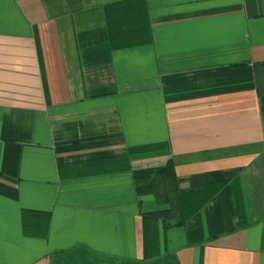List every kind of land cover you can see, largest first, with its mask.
Segmentation results:
<instances>
[{"label": "crops", "instance_id": "0c3cea01", "mask_svg": "<svg viewBox=\"0 0 264 264\" xmlns=\"http://www.w3.org/2000/svg\"><path fill=\"white\" fill-rule=\"evenodd\" d=\"M169 159L222 187L149 249ZM0 264H264V0H0Z\"/></svg>", "mask_w": 264, "mask_h": 264}, {"label": "trees", "instance_id": "16d2710c", "mask_svg": "<svg viewBox=\"0 0 264 264\" xmlns=\"http://www.w3.org/2000/svg\"><path fill=\"white\" fill-rule=\"evenodd\" d=\"M107 13L111 28L112 43L115 46H125L133 43L128 37L135 38L144 35L143 26L135 30L130 22L133 16L126 14L120 6H108ZM129 24V26H128ZM165 144L147 145L134 150L136 153H165ZM222 184H211L194 189L183 190L180 188L174 163L169 159L166 165L156 173L153 179L145 184L138 185L140 192L153 194L158 205L163 206L159 211L148 213L146 240L149 249L155 246L158 240L157 221L162 223L164 229L175 226H186L189 219L208 203L220 190ZM146 218V219H147Z\"/></svg>", "mask_w": 264, "mask_h": 264}]
</instances>
